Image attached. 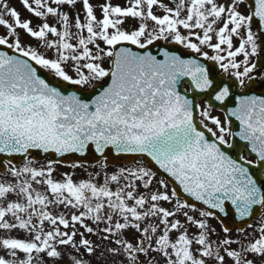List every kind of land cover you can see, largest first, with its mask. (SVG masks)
Returning a JSON list of instances; mask_svg holds the SVG:
<instances>
[{"label": "snow or ice", "instance_id": "snow-or-ice-1", "mask_svg": "<svg viewBox=\"0 0 264 264\" xmlns=\"http://www.w3.org/2000/svg\"><path fill=\"white\" fill-rule=\"evenodd\" d=\"M19 3L0 264H264V0Z\"/></svg>", "mask_w": 264, "mask_h": 264}, {"label": "rangeland", "instance_id": "rangeland-1", "mask_svg": "<svg viewBox=\"0 0 264 264\" xmlns=\"http://www.w3.org/2000/svg\"><path fill=\"white\" fill-rule=\"evenodd\" d=\"M11 2H12V0H11ZM94 2H95V0H94ZM12 5H13V3H12ZM21 9H23L22 7H21ZM24 10V9H23ZM25 11V10H24ZM25 15H29L26 11H25ZM35 22V21H34ZM0 31H2V29H0ZM214 114L215 115H220L221 116V118H223V114H220V113H218V112H216V111H214ZM64 170H68V169H64Z\"/></svg>", "mask_w": 264, "mask_h": 264}, {"label": "water", "instance_id": "water-1", "mask_svg": "<svg viewBox=\"0 0 264 264\" xmlns=\"http://www.w3.org/2000/svg\"><path fill=\"white\" fill-rule=\"evenodd\" d=\"M69 159H71V158H69Z\"/></svg>", "mask_w": 264, "mask_h": 264}]
</instances>
